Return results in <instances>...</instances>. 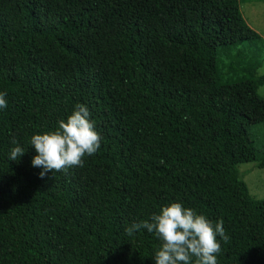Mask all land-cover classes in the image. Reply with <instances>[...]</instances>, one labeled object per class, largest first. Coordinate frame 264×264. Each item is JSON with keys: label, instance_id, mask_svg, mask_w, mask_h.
Segmentation results:
<instances>
[{"label": "trees", "instance_id": "trees-1", "mask_svg": "<svg viewBox=\"0 0 264 264\" xmlns=\"http://www.w3.org/2000/svg\"><path fill=\"white\" fill-rule=\"evenodd\" d=\"M245 1L0 0V264H155L161 241L125 228L174 202L224 221L218 264H264V199L238 169H264V143L229 149L264 125ZM77 104L100 149L40 178L31 137Z\"/></svg>", "mask_w": 264, "mask_h": 264}, {"label": "clouds", "instance_id": "clouds-1", "mask_svg": "<svg viewBox=\"0 0 264 264\" xmlns=\"http://www.w3.org/2000/svg\"><path fill=\"white\" fill-rule=\"evenodd\" d=\"M6 95L0 92V109L8 107ZM101 139L87 107L77 104L66 122L58 121L56 130L31 137L36 152L31 165L42 169L40 178L54 171L67 173L69 169L83 167L84 158L95 155L100 149ZM12 143L17 142L13 140ZM24 154L17 145L11 149L9 159L17 161ZM150 221L134 222L125 228V233L131 237L146 229L155 234L161 241V247L155 253V264H218L221 244L217 236L224 242L229 240L223 220L213 224L204 215L178 202L164 206L159 214H152Z\"/></svg>", "mask_w": 264, "mask_h": 264}, {"label": "rangeland", "instance_id": "rangeland-1", "mask_svg": "<svg viewBox=\"0 0 264 264\" xmlns=\"http://www.w3.org/2000/svg\"><path fill=\"white\" fill-rule=\"evenodd\" d=\"M240 9L248 25L264 38V0H246L244 3H241ZM260 73L264 74V66L260 70ZM259 94L264 96V87L259 89ZM252 132L255 133L254 137L251 132H248L249 137L238 138L233 140L232 143H229V149L243 142H245L243 146L248 147L251 139L257 142V144H263L264 125L253 127ZM202 144H204V141H200L199 145L203 147L204 145ZM241 145L239 146L240 153H245L248 148H242ZM259 149L263 151L264 147ZM262 159L263 156L256 155L250 161L240 163L238 167L240 177L246 182L250 194L258 200L264 199V169L257 167V164ZM240 160L244 159L241 158Z\"/></svg>", "mask_w": 264, "mask_h": 264}]
</instances>
